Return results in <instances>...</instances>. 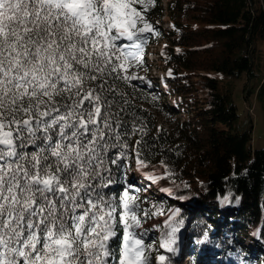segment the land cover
Instances as JSON below:
<instances>
[{
  "label": "snow or ice",
  "instance_id": "obj_1",
  "mask_svg": "<svg viewBox=\"0 0 264 264\" xmlns=\"http://www.w3.org/2000/svg\"><path fill=\"white\" fill-rule=\"evenodd\" d=\"M143 3L0 0V264H150L135 198L104 191L130 134L105 77L135 58L118 41L152 31Z\"/></svg>",
  "mask_w": 264,
  "mask_h": 264
},
{
  "label": "trees",
  "instance_id": "obj_2",
  "mask_svg": "<svg viewBox=\"0 0 264 264\" xmlns=\"http://www.w3.org/2000/svg\"><path fill=\"white\" fill-rule=\"evenodd\" d=\"M136 7L152 31L139 35L140 49L118 41L135 58H114L126 71L105 77L130 134L126 149L110 150L124 155L119 167L109 162L114 183L104 191L117 203L125 193L135 198L142 220L135 232L152 246L150 264L160 255L165 264H264V148L253 149V123L242 121L226 83L256 79L264 116V0H144ZM164 17L170 31L159 24ZM154 43L165 44L161 60L170 74L163 79L150 72ZM161 118L173 126L159 127ZM134 127L142 131L132 134ZM137 164L144 177L132 173ZM150 176L158 185L141 187ZM156 216L163 221L149 227ZM172 228L169 251L161 244L173 239ZM117 231L118 251L122 225ZM249 235L252 244H244Z\"/></svg>",
  "mask_w": 264,
  "mask_h": 264
},
{
  "label": "rangeland",
  "instance_id": "obj_3",
  "mask_svg": "<svg viewBox=\"0 0 264 264\" xmlns=\"http://www.w3.org/2000/svg\"><path fill=\"white\" fill-rule=\"evenodd\" d=\"M170 0H162V3L164 6H166ZM162 25L163 29H166L167 31H170L172 29V24L170 23L169 19L167 17L162 18V21L159 23ZM165 44L160 43H154L152 47H150V55L147 57L149 66H150V72L154 77H158L159 79H163V77L170 74V70H166L165 64L161 60L162 54L164 52ZM135 75L142 74V72L138 69L134 70ZM134 76V75H133ZM226 83L234 88L233 97L234 102L238 108V112L241 115L242 121H248L253 123V133H252V146L253 149H260L264 148V116L260 111V105L256 99V86L258 84V81L256 79H252L250 81L247 80V77H243L238 80H227ZM248 85V90L244 91L245 86ZM161 124L159 127H167L171 128L173 126L171 120H165V118H161ZM137 176L144 177L145 171L142 169H139V165L137 164L134 168V172ZM155 179H150L148 182L140 181L139 185H142L143 188H149L154 187V185H158L159 177H154ZM149 183H151L149 186ZM148 194V192H145ZM163 221L162 217L156 216L154 217L150 223L149 227L157 228L160 223ZM220 221H216L218 223ZM242 240H244V244H252V242L249 240L251 237L250 235L248 237L243 238L244 236H241ZM247 238V239H246ZM246 247V245H244Z\"/></svg>",
  "mask_w": 264,
  "mask_h": 264
}]
</instances>
